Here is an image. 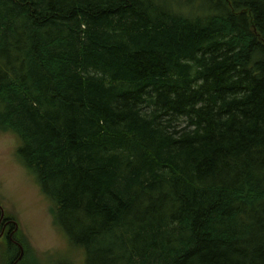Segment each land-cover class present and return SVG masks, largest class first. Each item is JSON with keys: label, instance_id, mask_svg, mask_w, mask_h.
<instances>
[{"label": "trees", "instance_id": "obj_1", "mask_svg": "<svg viewBox=\"0 0 264 264\" xmlns=\"http://www.w3.org/2000/svg\"><path fill=\"white\" fill-rule=\"evenodd\" d=\"M0 129L86 264H264V0H0Z\"/></svg>", "mask_w": 264, "mask_h": 264}, {"label": "rangeland", "instance_id": "obj_2", "mask_svg": "<svg viewBox=\"0 0 264 264\" xmlns=\"http://www.w3.org/2000/svg\"><path fill=\"white\" fill-rule=\"evenodd\" d=\"M20 145L16 134L0 129V206L18 224L13 233L26 246L23 264H86L84 250L74 246L55 223L54 203L23 164ZM5 241L0 236V264H6Z\"/></svg>", "mask_w": 264, "mask_h": 264}, {"label": "flooded vegetation", "instance_id": "obj_3", "mask_svg": "<svg viewBox=\"0 0 264 264\" xmlns=\"http://www.w3.org/2000/svg\"><path fill=\"white\" fill-rule=\"evenodd\" d=\"M0 216H1V210H0ZM3 229H4V231H3ZM15 229H16V226L14 224V220L12 218L4 215V218L0 222V234L3 231V234L1 236H4L6 238L8 237L13 243H15L19 246V244H18L19 242L14 237L15 233H13V231H15ZM19 248H20V246H19ZM13 264H14V262H13Z\"/></svg>", "mask_w": 264, "mask_h": 264}, {"label": "water", "instance_id": "obj_4", "mask_svg": "<svg viewBox=\"0 0 264 264\" xmlns=\"http://www.w3.org/2000/svg\"><path fill=\"white\" fill-rule=\"evenodd\" d=\"M0 210H1V216H0V222H1V220L4 218V215H5V210H4V208L2 207V206H0ZM14 224H15V226H16V229L18 228V224H17V222H15L14 221ZM3 231H4V229H3ZM3 231L1 232V234H0V236L3 234ZM18 243V242H17ZM19 244V246H20V255L18 256V258L14 261V264H16L22 257H23V253H24V248H23V246L20 244V243H18Z\"/></svg>", "mask_w": 264, "mask_h": 264}]
</instances>
